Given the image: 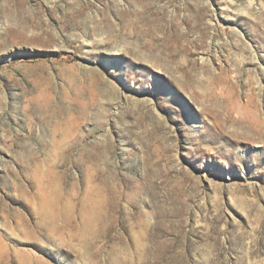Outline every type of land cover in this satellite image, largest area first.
Instances as JSON below:
<instances>
[{"label": "rangeland", "instance_id": "1", "mask_svg": "<svg viewBox=\"0 0 264 264\" xmlns=\"http://www.w3.org/2000/svg\"><path fill=\"white\" fill-rule=\"evenodd\" d=\"M0 264H264V0H0Z\"/></svg>", "mask_w": 264, "mask_h": 264}, {"label": "bare ground", "instance_id": "2", "mask_svg": "<svg viewBox=\"0 0 264 264\" xmlns=\"http://www.w3.org/2000/svg\"><path fill=\"white\" fill-rule=\"evenodd\" d=\"M115 51V50H114ZM112 53H116V52H110V54H112Z\"/></svg>", "mask_w": 264, "mask_h": 264}]
</instances>
